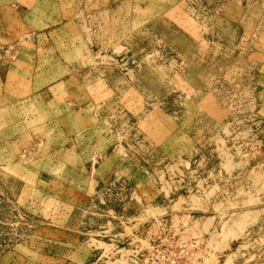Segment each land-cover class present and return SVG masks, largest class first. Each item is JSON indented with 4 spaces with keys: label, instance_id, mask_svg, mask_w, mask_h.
Returning a JSON list of instances; mask_svg holds the SVG:
<instances>
[{
    "label": "rangeland",
    "instance_id": "374dc122",
    "mask_svg": "<svg viewBox=\"0 0 264 264\" xmlns=\"http://www.w3.org/2000/svg\"><path fill=\"white\" fill-rule=\"evenodd\" d=\"M163 224L264 264V0H0V264H135Z\"/></svg>",
    "mask_w": 264,
    "mask_h": 264
},
{
    "label": "built area",
    "instance_id": "2783aa9c",
    "mask_svg": "<svg viewBox=\"0 0 264 264\" xmlns=\"http://www.w3.org/2000/svg\"><path fill=\"white\" fill-rule=\"evenodd\" d=\"M169 224L147 233V245L133 255L135 264H199L195 250L197 239H181ZM152 232V231H151Z\"/></svg>",
    "mask_w": 264,
    "mask_h": 264
}]
</instances>
